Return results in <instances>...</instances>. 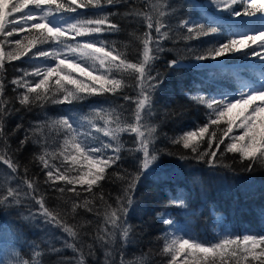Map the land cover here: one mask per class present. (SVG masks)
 Wrapping results in <instances>:
<instances>
[{"label": "snow or ice", "instance_id": "obj_1", "mask_svg": "<svg viewBox=\"0 0 264 264\" xmlns=\"http://www.w3.org/2000/svg\"><path fill=\"white\" fill-rule=\"evenodd\" d=\"M118 5L128 11H108ZM186 7L191 16L173 26L168 21L176 10L168 0H141L140 4L135 0H0V164L6 166L0 172V206L25 201L38 206L25 219L38 214L51 226L46 231L52 232L48 241L32 242L30 259L15 264H44L45 255H55V264H152L149 253L127 258V248L137 242L135 226L128 218L130 210L135 211L138 186L160 167L164 156L202 162L213 169L234 170L237 163L245 172L264 169V0H207L206 4L192 0ZM211 9L215 12L204 15ZM116 17L144 25L142 33L132 34L136 46L130 51L129 44L118 46L116 40L104 38L121 32ZM252 24L256 27H245ZM25 32L22 39H10L14 33ZM215 36L226 38L209 47L177 48L167 67L176 70L186 59L219 61L239 54L260 61L258 78L242 81L234 97L223 92L219 99L200 92L189 95L190 101L205 108V122L173 136L158 133L153 117L157 90L164 81L156 62L162 53L172 51L163 45L174 38L192 41ZM22 58L41 63L16 70L19 75L7 82L16 95L9 97L5 64ZM126 89L135 95H127ZM92 97H105L104 102L110 104L122 98L126 104L93 107L78 120L68 114L46 116L26 129L21 123L11 131L7 128L8 119L21 110L74 105ZM21 130L24 137L13 148L11 138ZM122 133L134 135V147L125 149ZM161 137L185 152L158 147ZM29 143L39 151L25 164L18 156ZM125 151L139 154L136 170L109 173L113 166L121 167ZM228 153L233 154L231 163L224 162ZM30 164L39 167L42 181L40 173L30 172ZM105 180L121 184L114 203L103 191ZM42 185L56 194L54 207L48 205ZM171 203L184 206L181 199ZM78 209L94 218L78 219ZM156 215L169 229L174 228L175 221L165 213ZM160 239V255L167 258L166 264H264V233L222 234L212 241L176 229L164 231ZM67 250L71 256L64 255ZM100 250L102 260L97 259Z\"/></svg>", "mask_w": 264, "mask_h": 264}, {"label": "trees", "instance_id": "obj_2", "mask_svg": "<svg viewBox=\"0 0 264 264\" xmlns=\"http://www.w3.org/2000/svg\"><path fill=\"white\" fill-rule=\"evenodd\" d=\"M132 0H129L131 3ZM192 0H168V3L176 10L168 21L175 26L179 19L191 16V9L186 7ZM197 2L207 3V0H197ZM140 4L141 0H135ZM239 10V9H238ZM82 12L84 10H81ZM112 12H126L128 8L124 5L109 8ZM215 12L211 9L204 15H210ZM88 16L92 12L87 13ZM221 16H227V13H220ZM18 17V14H17ZM121 25V32L105 36V39L116 40L118 46L127 43L129 51L135 48L136 44L132 34H140L145 28L143 23H139L132 18L121 19L116 17ZM247 19V18H245ZM6 27V31H10ZM25 33H14L10 39H22ZM3 34L0 33V39ZM226 36L204 37L199 40L183 41L178 38L168 41L163 47L172 51H165L156 62V70L161 73L164 81L163 85L157 90L155 113L153 122L157 124L158 133H165L173 136L180 131L190 130L195 124L205 122V108L197 105L188 99L189 95L204 90L211 82L229 85L231 89L235 80L239 77H245L251 74L250 63H243L242 55H228L219 58V61L205 60L201 62L190 61L186 59L182 66L176 70L167 67V61L176 57L175 49L187 47L203 48L209 47L214 43L223 42ZM47 48V45L44 46ZM9 50L5 45L4 51ZM130 59L135 57L130 55ZM241 62V65L238 63ZM41 61H29L22 58L18 61L6 63V95L15 97L16 93L12 91L14 87L8 81L19 75L16 71L19 68H28L32 64H39ZM193 63H197L194 68ZM243 63V64H242ZM249 65V66H246ZM252 66H257L255 64ZM242 67V68H241ZM255 68V67H252ZM208 75L209 77H204ZM191 78V79H190ZM195 78L193 82L192 79ZM238 78V79H239ZM219 81H218V80ZM234 81V82H233ZM193 82V83H192ZM127 95H135L131 89H126ZM105 97H92L87 101L78 102L74 105H48L46 109L41 110L34 107L32 111L14 114L7 121L9 131L14 129L18 123L23 124L24 128L29 125L46 119L47 117H59L68 114L72 117H79L87 114L93 107L109 108L116 107L119 104H126L122 98H116L114 103H105ZM14 106L19 108L17 101H13ZM134 107V105H126ZM119 110V109H118ZM166 113L168 115H166ZM226 125H221L225 127ZM55 135V133H53ZM24 132L21 130L11 138L12 147L16 148L20 139H23ZM134 135L128 133L121 134V141L125 149L134 147ZM158 147H169L173 151L185 152L182 148L168 144L161 137ZM224 145H221L223 149ZM39 151L36 144L29 143L21 150L18 158L22 163L29 164L33 153ZM111 154V153H109ZM123 160L121 167L117 169L113 166L108 172L128 169L130 172L136 170L137 154H130L127 151L122 153ZM233 154H226L225 163L232 162ZM6 166L0 164V172H3ZM243 165L239 163L234 165V170L217 167L210 168L208 165L196 161H182L178 156H164L162 164L147 179H143L135 193L136 203L133 205L135 211L129 212V223L134 225V242L126 252L127 258L132 259L143 253H149V259L152 264H166V257L160 255L163 247V240L160 239L164 231L169 229L164 225L162 218L156 213L163 212L168 218L177 223V229H183L191 235L200 239L216 240L222 234H257L264 233V169L257 168L252 172L242 171ZM32 174L40 173L37 166L30 164ZM39 179L43 180V173H40ZM103 191L109 197V201L114 203V198L120 193L121 184L119 181L105 180L102 182ZM79 187V186H78ZM42 189L48 193V205L54 207L57 203L55 193L46 185ZM110 194V195H109ZM181 199L184 206L173 204L171 201ZM38 206H30L27 201L20 205L0 206V246L10 250V257L5 256L15 264L17 260L30 259L32 242L40 243L48 241L51 236L50 225H46L43 218L37 214L34 219H25L30 213L35 214ZM79 218L93 219L91 213H86L83 209H78ZM57 243V247H59ZM64 255L71 256V250L64 252ZM14 257V261H13ZM57 257L55 255H45L44 264H55ZM97 259H103V250L98 251Z\"/></svg>", "mask_w": 264, "mask_h": 264}, {"label": "rangeland", "instance_id": "obj_3", "mask_svg": "<svg viewBox=\"0 0 264 264\" xmlns=\"http://www.w3.org/2000/svg\"><path fill=\"white\" fill-rule=\"evenodd\" d=\"M245 27H252V26H245ZM243 30H244V28H241V31H243ZM240 87H241V85H240ZM239 91H240V90L237 89L236 92L232 93L229 97H234V96H236V95L239 93ZM80 117H81V116L76 117V119L78 120ZM237 134H238V133H237ZM105 139H107V138H105ZM93 146H97V145H93ZM177 227H178V226H177V223H175L174 229L176 230ZM170 231H174V230L172 229V230H170ZM185 232H186V231H185ZM188 233H189V232H188ZM178 234H182V233H178ZM6 254L8 255V257H10V254H11L10 250L7 249L6 252H5V248L2 247V246H0V264H4L5 261L10 262V261L8 260V258L5 256ZM13 261H14V257H13Z\"/></svg>", "mask_w": 264, "mask_h": 264}, {"label": "bare ground", "instance_id": "obj_4", "mask_svg": "<svg viewBox=\"0 0 264 264\" xmlns=\"http://www.w3.org/2000/svg\"><path fill=\"white\" fill-rule=\"evenodd\" d=\"M193 65H194V68H196V69H197V68H201V67H199V66L197 67V63H193ZM220 85H221L220 83H218V82H214V81H213V82L210 83L209 86H210L211 88H214V87H218V86H220Z\"/></svg>", "mask_w": 264, "mask_h": 264}]
</instances>
